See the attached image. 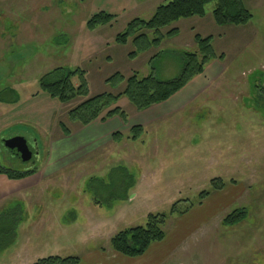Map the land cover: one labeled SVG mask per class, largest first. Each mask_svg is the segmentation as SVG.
Segmentation results:
<instances>
[{"label":"rangeland","instance_id":"obj_1","mask_svg":"<svg viewBox=\"0 0 264 264\" xmlns=\"http://www.w3.org/2000/svg\"><path fill=\"white\" fill-rule=\"evenodd\" d=\"M168 1L0 0V165L40 170L47 157L54 174L31 188L29 197L37 202L17 205L16 235L0 246V264L49 255H74L79 264H93L96 254L112 261L110 237L145 225L150 213L166 215L165 238L141 256L117 260L264 264V0H242L252 14L244 25L216 24L209 3L203 17L161 28L158 46L130 57L132 38L121 44L116 36ZM100 12L113 18L89 28L88 20ZM173 28L178 34L167 36ZM196 34L211 36L215 53L224 54L222 77L188 106L142 127L137 139L127 128L98 148L93 125L68 117L85 98L60 102L38 88V79L57 67L82 69L87 97L118 94L134 74L153 71L170 80L180 72L183 52L197 49ZM116 74L120 82L108 80ZM116 105L132 120L143 119L126 97ZM13 136L32 146V162L4 146ZM214 178L224 182L222 189H212ZM202 191L209 194L201 199ZM241 207L243 220L222 223Z\"/></svg>","mask_w":264,"mask_h":264},{"label":"trees","instance_id":"obj_2","mask_svg":"<svg viewBox=\"0 0 264 264\" xmlns=\"http://www.w3.org/2000/svg\"><path fill=\"white\" fill-rule=\"evenodd\" d=\"M209 3H213L212 15L215 23L218 25H244L252 18L251 12L242 0H169L165 4L158 5L148 19L134 18L130 21L125 31L116 36L115 41L125 44L129 38H132L135 49L129 56L134 57L161 43L163 39V35L160 33L161 28L180 19L203 17L205 15V8ZM112 18L111 14L105 12L96 13L88 20L87 26L92 29L99 24L108 23ZM148 31L153 32L154 36L152 38L148 37ZM178 32L177 28H173L166 34L167 36H174ZM194 41L197 49L192 52H183V63L180 72L170 80H160L153 71L142 78L134 74L127 78L125 88L118 94L101 93L87 97L88 85L85 79V72L80 68L68 69L57 67L46 72L38 79V88L60 102H68L77 97L85 98L68 112L69 119L81 125H88L97 119L105 120L114 115H119L126 121V112L116 105L120 97H126L137 110L164 102L184 87L194 76L201 74L207 63L213 59H222L224 57L223 53L220 55L215 53L211 44V36L202 37L196 34ZM155 57L156 55L151 60ZM122 79L123 77L116 74L108 80L118 83ZM59 125L65 135L70 134V130L62 122ZM142 132V126L133 125L130 128L131 139H137ZM121 135L120 132H116L113 134V137H120ZM36 169L35 166H30L26 167V169L17 170L0 165V174L18 179L35 173ZM224 185V182L220 178L212 179L213 190H220ZM208 194L209 192L202 191L200 198H205ZM18 210L17 206H15L9 211L0 214L1 247L12 243L15 238L16 227L18 225ZM245 217V208H236L224 216L222 223L233 225ZM166 221L165 214L150 213L147 216L145 225L119 230L110 237L109 245L113 251L123 256H141L152 243L160 242L165 238ZM79 263L80 258L74 255H49L37 258L28 264Z\"/></svg>","mask_w":264,"mask_h":264},{"label":"crops","instance_id":"obj_3","mask_svg":"<svg viewBox=\"0 0 264 264\" xmlns=\"http://www.w3.org/2000/svg\"><path fill=\"white\" fill-rule=\"evenodd\" d=\"M221 61L222 60L218 58L211 60L207 63L201 74L194 76L184 87L174 93L169 99L141 110L140 115H143V119L140 117L139 119L132 120L131 117H127V120L124 121L120 118V116L114 115L105 120H94L88 124L87 126L93 125L92 129L97 130L98 132L96 141H98L99 144L97 147L99 148L101 145L111 141L113 139V134L116 132L122 133V130H126L127 128L129 129L133 125H140L144 127L150 122L158 121L162 118V116L170 113L172 114L174 111L188 106L195 101L197 97L207 93V91L210 90L209 88L211 85L217 82L224 73ZM123 121L125 124H123ZM102 125L106 133L102 131V128L100 129ZM99 130L103 133L102 135L104 140L101 139ZM82 149V152L87 153V150L90 151V146L82 147ZM45 160L46 161L40 170L37 168L35 173L27 175L23 178L14 179L9 178L5 174H0V214L9 211L18 204H22L23 201H26L28 204L37 202L35 198L29 197L32 193L31 188L35 186V184L41 183L54 175L53 172L50 171V166H48L47 157H45ZM17 254L20 256L19 252H17ZM109 255H114L111 259L116 260H105L101 254H96L93 264H133L131 260H117L121 259V256L123 255L115 251L109 252ZM28 258V260L21 264L31 263V257ZM13 264L16 263L14 262Z\"/></svg>","mask_w":264,"mask_h":264},{"label":"water","instance_id":"obj_4","mask_svg":"<svg viewBox=\"0 0 264 264\" xmlns=\"http://www.w3.org/2000/svg\"><path fill=\"white\" fill-rule=\"evenodd\" d=\"M3 144L11 154L22 161H27L31 158V152L28 149L27 141L21 136H13L3 140Z\"/></svg>","mask_w":264,"mask_h":264},{"label":"flooded vegetation","instance_id":"obj_5","mask_svg":"<svg viewBox=\"0 0 264 264\" xmlns=\"http://www.w3.org/2000/svg\"><path fill=\"white\" fill-rule=\"evenodd\" d=\"M27 145H28V149L31 151V153H32V158L31 159H29V161H31L32 162V160H33V155H34V153H35V151H34V149L32 148V146L27 142Z\"/></svg>","mask_w":264,"mask_h":264}]
</instances>
